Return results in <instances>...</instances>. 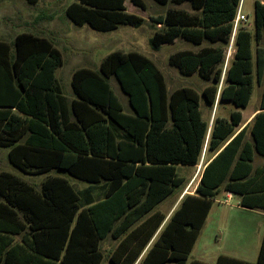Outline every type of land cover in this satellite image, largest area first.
Here are the masks:
<instances>
[{"label": "trees", "instance_id": "1", "mask_svg": "<svg viewBox=\"0 0 264 264\" xmlns=\"http://www.w3.org/2000/svg\"><path fill=\"white\" fill-rule=\"evenodd\" d=\"M126 1L77 0L66 13L75 25L100 32L141 26L145 19L129 13ZM130 1L146 10L143 0ZM154 1L188 4L191 11L170 9L151 17L157 27L153 48L178 39L211 44L170 56L182 74L198 73L210 83L201 93L180 87L169 94L154 61L115 51L99 70L75 71L76 98L68 105L56 77L63 56L51 40L27 32L13 42L0 40V148H10L12 165L31 175L59 169L85 182H107L102 200L94 202L88 193L83 204L65 177L49 176L38 190L0 172V264H136L142 255L138 264H206L188 260L222 191L239 196L243 208L264 210V166H253L255 153L264 156V91L258 113L245 126L235 110L210 127L201 109L202 99L211 107L218 101L248 107L255 84L253 45L264 39V2H255L254 28L239 30L220 88L225 46L242 0ZM256 65L260 77V48ZM113 77L128 96L129 113ZM204 150L213 157L194 194L185 195L168 219L155 212L185 184L178 166H198ZM109 237L119 243L106 255L102 243ZM216 264L252 263L220 255ZM255 264H264V239Z\"/></svg>", "mask_w": 264, "mask_h": 264}, {"label": "rangeland", "instance_id": "2", "mask_svg": "<svg viewBox=\"0 0 264 264\" xmlns=\"http://www.w3.org/2000/svg\"><path fill=\"white\" fill-rule=\"evenodd\" d=\"M76 1L40 0L39 3L31 5L26 0H0V40L13 42L17 35L27 32L51 40L61 51L63 65L57 69L56 77L62 87L63 95L68 105L76 98L72 87L75 71L80 68L99 70L104 58L115 51L138 52L154 61L166 79L169 94L180 87H191L201 93L210 84L202 79L198 73L187 76L182 74L177 67L170 64V56L172 54L183 50L198 51L204 46L211 45L210 43L205 42L199 46L192 42L178 39L173 44L167 43L158 49L153 48L151 45V39L157 27L150 18L164 16L170 9L191 11L188 4L180 6L172 3L159 5L154 0H143L146 5V10L143 11L141 8L134 6L130 0H127V11L144 18L145 22L138 27L120 25L116 30L100 32L92 29L89 25L77 26L68 18L67 8ZM254 1L244 0L242 6L243 13L248 15L250 23L254 21ZM253 28L254 25L251 30ZM227 46H225V51ZM259 48L264 51V39L259 42L255 41L253 45L255 84L248 107L236 108L232 103H219V101L216 102L214 107H211L202 99L201 109L203 117L210 123V127L216 117L229 118L231 112L235 110L242 112L246 123L248 116L259 107L264 91V74L259 77L256 65L257 50ZM224 66L223 64V72ZM110 82L123 103L125 112L129 113L131 108L128 103V96L122 91L114 77L110 79ZM222 85L223 83L220 84V88ZM254 117L250 118V122H252ZM250 138L248 133L247 139ZM9 150L10 148H0V172L12 173L38 190L43 181L49 176L65 177L80 193L83 204L84 198L88 193H91L94 202L102 200L103 193L107 187L106 181L100 183L85 182L59 169L40 175L26 174L9 161ZM209 158L210 156L204 150L201 161L196 168L178 166V174L186 179L185 184L161 202L155 210L168 213L178 195H181L186 190H190V192L194 190L195 192L200 171ZM253 166L254 168L264 166V156L255 153ZM225 200L224 196L221 195L218 197L217 202L223 204L226 202ZM237 202L238 197L233 199L230 204L237 205ZM261 214L264 213L255 211L233 212L230 222L222 224L221 231L217 236L208 235L202 239L198 247L200 251L195 252L194 256L200 255L202 257V254L199 253H203V247L206 244L209 246V248L205 247L208 252L216 253L219 251L229 256L251 258V255L256 253L254 250L257 235L255 226L257 224L259 235H261L260 227L264 223V217ZM250 228L252 229L251 231ZM116 244L117 241L111 237L106 239L102 243L105 254L108 255ZM255 249H257V245Z\"/></svg>", "mask_w": 264, "mask_h": 264}, {"label": "crops", "instance_id": "3", "mask_svg": "<svg viewBox=\"0 0 264 264\" xmlns=\"http://www.w3.org/2000/svg\"><path fill=\"white\" fill-rule=\"evenodd\" d=\"M256 1L264 2L263 0H255L254 1V5H255V2ZM260 103H261V101H260ZM259 108H260V104H259V107L257 109H255V111H253L248 116V118L246 120V123H245L244 117H243V124H242V126H245V125H247V124L250 123V118L252 116H255L258 113ZM209 156H210V158L207 160V162L213 157L212 155H209ZM207 162L205 163V165L207 164ZM205 165H203V168L201 169L200 174L198 176V183L200 182L201 175H202V172H203V169H204ZM196 167L197 166H195L194 168H196ZM188 194H194V190L192 192H190V190H186L181 195H178L177 199L175 200L174 204L172 205V207H171V209H170V211L168 213H164L161 210H155V212H161V213H163L167 217V219H168L175 212V210L177 209V207L181 203L183 197L185 195H188ZM221 195L224 196V198L226 199L225 200L226 202H224L223 204L222 203H218L217 202L218 198L213 202L211 211H210V213H209V215H208V217L206 219L204 228H203V230L201 232V235L198 238V241L196 242V244H195V246H194V248H193V250H192V252H191V254L189 256L188 262L200 261V262H203V263H206V264H216V262L218 260V257L220 255H226V254H223V253H221L219 251H217L216 253H212L211 251L208 252V250H206V248H209V246L206 245V244H204L203 253H199V254H202V257L200 255L199 256H194V253L197 252V251H200V250H198V249H200L198 247H199L200 242L202 241V239L204 237H206L208 235H215V236L218 235V233L221 231L222 224H224V223L225 224H228L230 222L231 217H233V216H231L233 212H235V211H255L257 213H259V212L264 213V210H261V209L251 210V209H246V208L241 207L240 206L241 199L237 195H234L232 193H227V192H224V191H222L219 194V196H221ZM236 197H238L237 205L230 204V202L233 201V199H235ZM261 215L264 217V214H261ZM251 230L252 229L250 228V231ZM255 233L257 234L256 235V245H257V249H255V247H256V245H255L254 250L256 251V253L254 255L252 254L251 255V258H249V257H243V256H229V255H226V256H229V257H232V258H235V259H238V260H242V261H245V262H248V263L255 264L258 261L260 247H261L262 242H263V239H264V223L260 227V234L261 235H259V228L257 227V224L255 226ZM118 243L119 242L117 241V244L115 245L114 249L117 247ZM114 249L112 251H114ZM142 256L140 257V259L142 258ZM139 260L137 261L136 264L139 263Z\"/></svg>", "mask_w": 264, "mask_h": 264}, {"label": "built area", "instance_id": "4", "mask_svg": "<svg viewBox=\"0 0 264 264\" xmlns=\"http://www.w3.org/2000/svg\"><path fill=\"white\" fill-rule=\"evenodd\" d=\"M243 6V0L241 2V5L239 7L238 13L236 15V18L233 21V31L231 34L230 42L227 46V50L225 51V60H224V72H223V79L225 78L226 71L230 66L231 61L233 60L232 57L235 54L236 51V37L240 29L244 28L247 30H251L253 27V23H250L248 15H245L242 10ZM222 82L223 83V80Z\"/></svg>", "mask_w": 264, "mask_h": 264}]
</instances>
